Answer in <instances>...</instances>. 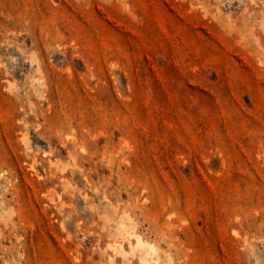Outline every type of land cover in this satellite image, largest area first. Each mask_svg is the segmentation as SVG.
Returning a JSON list of instances; mask_svg holds the SVG:
<instances>
[{
    "label": "rangeland",
    "instance_id": "rangeland-1",
    "mask_svg": "<svg viewBox=\"0 0 264 264\" xmlns=\"http://www.w3.org/2000/svg\"><path fill=\"white\" fill-rule=\"evenodd\" d=\"M0 264H264V0H0Z\"/></svg>",
    "mask_w": 264,
    "mask_h": 264
},
{
    "label": "bare ground",
    "instance_id": "bare-ground-1",
    "mask_svg": "<svg viewBox=\"0 0 264 264\" xmlns=\"http://www.w3.org/2000/svg\"><path fill=\"white\" fill-rule=\"evenodd\" d=\"M141 244V243H140Z\"/></svg>",
    "mask_w": 264,
    "mask_h": 264
}]
</instances>
